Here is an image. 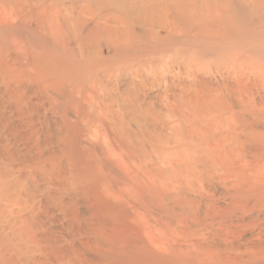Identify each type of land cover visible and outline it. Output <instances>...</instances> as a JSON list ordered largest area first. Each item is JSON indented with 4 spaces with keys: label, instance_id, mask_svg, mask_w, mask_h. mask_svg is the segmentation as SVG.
<instances>
[{
    "label": "bare ground",
    "instance_id": "6f19581e",
    "mask_svg": "<svg viewBox=\"0 0 264 264\" xmlns=\"http://www.w3.org/2000/svg\"><path fill=\"white\" fill-rule=\"evenodd\" d=\"M34 1H36V6H28L29 1L27 0H14L13 2L17 9H19V13L27 10L25 6L29 7L32 12H30L31 14L28 16V19L37 17L35 21H37L39 28L42 27L43 23L42 13H47L48 7L60 15L65 10L58 5L56 0H51V5L48 6H45L42 0ZM261 2L264 9V0H261ZM161 6L164 7L165 5L161 4ZM168 10H170V13L171 9L167 7V12ZM219 11L221 12V10ZM223 14L225 16V13ZM19 15L22 16V13ZM45 17L48 18L47 16ZM262 20L264 21V19ZM171 21L169 23H172ZM161 24L164 25L165 23ZM262 26H264V22ZM51 28L50 30L53 31V26ZM250 31L254 30L250 29ZM196 32L198 31L196 30ZM198 34L200 35V32ZM261 48L263 47L261 46ZM27 56L28 54L25 55V57ZM162 60L164 61L165 59ZM146 61L148 60L146 59ZM170 61L172 60L166 61V63ZM40 62L35 57L34 63L36 68L37 66L39 67L36 74L39 80L41 79L42 81H37L35 87L29 90L28 93L32 95L27 93V80L24 77L22 78V74H13L12 72L13 75L11 78L9 77L15 83V86L9 88L14 95V104L10 107V115L8 116L7 114L5 116L3 114L4 116L0 119V130H5L8 126V121H11L15 117L18 118V122L15 119L14 127L8 128V131H5L4 134L0 132V150H6V146L13 144L19 153L21 140L25 138V134L18 135L17 131H9L19 130L22 124L21 119L27 115H35L36 109L47 110L46 104L52 113H56L58 109L53 108L54 105L60 103L59 100L61 98L64 99L67 96L73 95L66 103L63 119L54 122L56 130L59 128L57 123L63 126L61 123L63 122L65 124V131L56 135L54 131L52 137L62 140L66 147L71 144L70 147L72 149L70 152L65 150V154L72 166H69V174L67 171L64 174L70 175L75 188L65 191L66 194L68 193L66 201L58 208L61 212L60 218L51 215L52 212L48 213L46 210L44 211L43 209L45 208H42L41 201L37 200L35 196L31 200L32 204L24 202L20 205L15 215L17 225L13 224L9 226V229L14 232L15 237H8L6 241H0V264H46L42 263L38 258H34L30 262L36 253L42 256H50V262L53 264H91L90 262L92 264L258 263H255L257 259L264 255V107L259 112L253 111L249 119L242 117L243 121L232 117L230 120L228 119L229 122L226 120L228 123H223L224 126H219L215 131H213L214 127H206L204 129L194 128L193 136L190 137L191 146L193 145L194 147V144L202 143V146L197 145L198 148L200 147L199 150L196 147L194 148L198 152L197 156H191L187 153V155L181 157L182 152L180 151L182 148L180 151L179 147H174L173 150L170 149L172 153H168L169 157L162 161L165 166L164 168L171 170L172 180L167 181L165 179L169 174H167V177H163L161 172L156 173L157 171H155V174H153L154 172L152 173L151 164H153V159L151 158L153 155L151 154L152 156H150L149 151H134L136 146H140L139 142V145H134L136 144L135 141L132 144L135 137L134 130L129 125L127 127L123 123L114 122L113 115H111V118L109 117V110L106 111V107L111 106V103H106L105 101L106 99L111 101L110 97H112L118 88L117 79H112V73L106 74L104 71L98 73L97 71V79L88 82L91 79L89 76L86 80H82L79 84H76L75 87V83L73 82L75 77L71 74H65L63 68L61 73H59L56 61L47 59L43 63L45 65L43 67H41ZM174 64L176 63L174 62ZM176 65H178V61ZM262 66L264 67V63ZM89 68L90 73H93L95 66H90ZM7 69L9 70V68ZM27 76L31 80L32 75L30 72ZM61 76L64 78L58 80ZM6 77L5 79H7ZM96 95L98 96L97 100L95 99ZM81 96L84 99H80L79 97ZM33 97L36 98L35 101L32 99ZM6 105H3L5 109ZM133 105L135 106V104ZM72 106H76L73 108L76 116L75 119H72L68 115L69 111H67ZM234 108V111H232L235 113L237 110ZM89 110L93 112L87 115ZM82 112L85 116L81 115ZM248 112L249 114L251 113L250 111ZM245 113L242 111L241 114L245 115ZM194 114L196 113L194 112ZM198 115H201V113ZM217 115L219 116V114ZM198 117L200 118V116H197V119ZM184 118L188 119L189 117ZM189 120L191 119L189 118ZM205 120L207 119L205 118ZM205 120L203 118L201 123L205 122ZM30 121H33V119L29 118L25 122ZM179 121L182 122L181 120ZM205 123L207 124L208 121ZM191 125H194V123H191ZM155 127L157 129V125ZM35 129L33 131H36ZM47 131L53 134L51 128H47ZM213 132L214 135H212ZM210 134L212 137H210ZM150 135L148 134V137ZM10 136L15 137L13 142ZM184 139L189 140V137ZM160 141L162 142L163 140ZM177 141L176 144L178 143ZM147 142L150 143L148 140ZM159 144L157 141V146ZM178 145L180 146L181 144ZM191 146L190 149H193ZM160 147L164 146L160 145ZM183 148L185 147L183 146ZM11 149L13 148L11 147ZM149 150L152 149L149 148ZM187 150L186 152H188ZM194 150H190V152H194ZM155 153L154 159L157 156V153ZM160 153L158 154L160 155ZM173 153L175 156H173ZM19 155L21 154L19 153L14 156ZM56 156L61 157L62 155ZM10 158H13V156L10 155ZM47 159L51 161L50 158ZM63 172L65 171L62 169H59L57 174H51V172V176L45 177L46 183H55L57 177L61 176ZM179 173H182V176ZM168 178L171 179L170 177ZM42 192L43 189L39 190V193ZM72 203H75L74 209L69 208ZM81 206H84V212L80 210ZM40 211L44 213L40 215ZM56 223L60 226V229L63 230L65 228L66 230L68 228L70 230L67 233V237L63 239L55 237L58 236L56 235L57 231L56 229H52L51 226L56 225ZM47 226H49L47 230L43 231L46 237L39 238V232H42L39 229L42 228L43 230ZM4 233L7 235L6 232ZM43 241H45L44 244ZM10 251L15 256L8 257ZM89 256H92V259Z\"/></svg>",
    "mask_w": 264,
    "mask_h": 264
},
{
    "label": "rangeland",
    "instance_id": "374dc122",
    "mask_svg": "<svg viewBox=\"0 0 264 264\" xmlns=\"http://www.w3.org/2000/svg\"><path fill=\"white\" fill-rule=\"evenodd\" d=\"M13 1L0 0V73H2L0 74V119L4 115H10V107L14 104V95L9 89L15 86V83L10 79L14 73L22 74V78L24 77L27 80V93L35 87L37 81H42L41 79L39 80L36 74L39 67L37 66L36 68L35 57H37L39 62L41 61V67L45 66L43 63L47 59L56 61L59 73H61L63 68L65 74H71L75 77V80H73L75 87L76 84L86 80L89 76L91 79L88 82H91L98 78V73L104 71L107 74L110 72L113 74L112 79H117L118 88L110 97L111 101L108 99L105 101L106 103H111V106L106 107V111L109 110V117L111 118V115H113L114 122L123 123L127 127L129 125L134 130L135 137L132 144L136 142L134 145H139L140 143V146H142H136L137 149L135 148L134 151H149V155H153L151 158L153 159L152 163H155L154 165L151 164L152 173L154 172L153 174H155V171H157L156 173L161 172L163 177H167V174H169L168 177L171 179L167 177L165 180L170 181L172 180L171 170L164 168L162 161L169 157L168 153L171 154V150L174 147H179V151L182 148L183 151H180L182 152L181 157L187 155V153L191 156H197L198 152L194 148L196 147L199 150L200 147L198 148L197 145L202 146V143L194 144V147L193 145L191 146L190 137L193 136L194 128L214 127L213 131H215L219 126L223 127L224 124L228 123L232 117L237 120L242 117L249 119L253 111L259 112L264 107V67L262 66L264 63V32L262 33L264 31L262 30L264 28L262 26L264 9L262 8L261 0H244V2L243 0H214V2L213 0H56L58 5L65 10L60 15L48 7L47 13H42L43 23L41 28L38 27L37 21H35L37 17L28 19L30 12H32L29 7L25 6L27 10H23L21 16ZM27 1H29L28 6H36V1ZM42 3L48 6L51 5V0H42ZM161 4L165 6L163 7ZM167 7L171 9L170 13V10L167 12ZM223 13H225V16H223ZM169 21L172 23H169ZM51 25L53 26V31L50 30L52 29ZM250 29L254 31H250ZM196 30L200 32V35ZM168 36L172 38L169 39L167 38ZM248 37L249 39H247ZM26 54H28L27 57H25ZM154 57L156 58L154 59ZM146 59L148 61L145 62ZM162 59L172 61L166 63ZM1 61L3 62L1 63ZM177 61L178 65H176ZM240 64L241 66H239ZM90 66H95L93 73L89 71ZM259 68H263L261 69L262 72ZM29 72L32 75L31 80L27 76ZM62 78L64 77L61 76L58 80ZM28 94L32 95L31 93ZM72 97L73 95L64 99L61 98L59 100L60 103L53 107L58 109L56 113H52L48 109L49 106L47 104V110L36 109L35 115H27L21 119L22 124L19 130L9 131H17L18 135L25 134V138L21 140L19 150L21 155L19 156H14L19 153L13 144L6 146V150H0V211H2L0 212V241H6L8 237H15L9 226L17 225L15 215L18 208L24 202L32 204L31 200L34 196L41 201L42 208H45L43 209L44 211L52 212L51 215H55L58 218L61 217V212L58 208L66 201L68 193L66 194L65 191L75 188L72 178L68 175L69 166L72 165H70L65 154V150L70 152L72 148L70 147L71 144L66 147L62 140L52 136L54 131L55 135L65 131L63 122H61L63 126L57 123L58 130L55 129L54 122L63 119L66 103ZM95 97L97 100L98 96L96 95ZM79 98L84 99L82 96ZM32 99L36 100L35 97ZM133 104L137 105L136 107L138 108L135 109L136 107ZM3 105H6V109ZM74 107L76 106L67 109L69 111L68 115L72 119L76 117L73 112ZM233 108L237 112L235 111L234 113ZM240 110L243 113L246 112L245 115L241 114L242 111L240 112ZM208 111H212L211 114ZM248 111L251 113L249 114ZM91 112L93 111L89 110L87 115H90ZM137 112L139 113L137 114ZM200 113L201 115H198ZM81 115L85 116L83 112ZM197 116L202 118L198 117L197 119ZM184 117H189L191 120ZM221 117L223 118L221 119ZM29 118H32L33 121L26 123L25 121ZM203 118L204 120L205 118L207 119L205 120V122L208 121L207 124L204 121L201 123ZM14 120L18 122L17 117L8 121L7 128L0 130L1 134L8 131V128L14 127ZM187 120L188 122H186ZM144 122L147 123V126ZM154 123L156 124L154 125ZM178 123L180 124L178 125ZM191 123H194V125H191ZM174 124L175 126H173ZM35 126L37 127L36 129ZM47 128H51L53 134H50ZM34 129L36 131H33ZM159 129L161 134L158 132ZM142 130L146 131L143 132ZM140 131L151 135L148 137V134H143ZM97 135L100 136L98 133ZM212 135H214V132ZM212 135L210 134V137ZM188 137L189 140L184 139ZM10 138L12 142L15 140L14 136H10ZM159 139L165 141L161 142ZM157 141L158 144L160 143L159 147L157 146ZM176 141L178 142L177 144ZM178 144H181V147ZM182 144L186 150L188 149V152H186ZM160 145L164 147H160ZM190 146L193 149H190ZM149 148L152 150H149ZM189 149L194 150V152L191 151V153ZM154 153L157 155L155 159ZM10 155L13 158H10ZM56 155L62 156H59V158ZM173 156H175L174 153ZM47 158H50L51 161H48ZM44 162L45 164H43ZM38 168L41 169L39 170ZM59 169L65 172L57 177L55 183H46V178L51 176V174H57ZM66 171L68 174L65 175ZM178 172L180 171L178 170ZM179 174L182 176V173ZM42 189L43 192L39 193V190ZM74 204L72 203L69 208L74 209ZM80 210L84 212V206H81ZM39 213L42 215L44 212L40 211ZM48 227L43 230L42 228L39 229L42 231H38L39 238L46 237L43 231L47 230ZM51 228L57 231L56 235L58 236L55 237L61 239L67 237V233L70 231L68 228L66 230L65 228L63 230L60 229L57 223L54 226L52 225ZM44 243L45 241H43ZM11 256H15L12 251H10L8 257ZM34 258H38L42 263L53 264L50 262V256H42L36 253L30 262ZM89 258L92 259V256H89ZM260 258L255 263L264 264V255ZM90 263L92 264V262Z\"/></svg>",
    "mask_w": 264,
    "mask_h": 264
}]
</instances>
